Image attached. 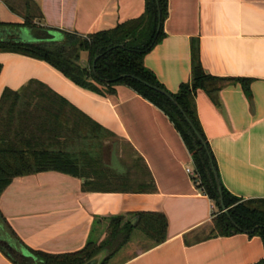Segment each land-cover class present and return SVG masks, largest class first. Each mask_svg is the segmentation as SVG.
Returning <instances> with one entry per match:
<instances>
[{
  "label": "crops",
  "instance_id": "obj_1",
  "mask_svg": "<svg viewBox=\"0 0 264 264\" xmlns=\"http://www.w3.org/2000/svg\"><path fill=\"white\" fill-rule=\"evenodd\" d=\"M32 1L41 13L36 28L56 33L57 42L64 32L85 37L111 30L141 16L145 7V0ZM167 3L165 36L145 54L144 67L175 94L190 81L196 41L206 74L250 81V99L239 84H232L213 99L198 90L195 105L220 184L239 199H264V0ZM22 23L0 1V24ZM18 29L0 26V41H14L8 30ZM87 60V53H81V63ZM0 65V96L5 89L19 91L37 81L128 149L129 161L120 160L121 150L115 159L109 153L113 163L107 168L114 176L98 181L99 186L154 187L146 192L85 191L84 178L55 171L14 178L0 194V235L7 245L31 253H73L85 247L95 221L92 236L99 240L105 218L154 212L166 219L164 242L151 247L147 238L133 235L106 264H255L264 258L258 236L202 239L218 210L186 173L193 169L190 155L173 124L153 104L126 86H117L110 96L97 95L47 63L20 54L0 53ZM112 179L121 183L112 184ZM0 264H19V259L0 246Z\"/></svg>",
  "mask_w": 264,
  "mask_h": 264
},
{
  "label": "trees",
  "instance_id": "obj_2",
  "mask_svg": "<svg viewBox=\"0 0 264 264\" xmlns=\"http://www.w3.org/2000/svg\"><path fill=\"white\" fill-rule=\"evenodd\" d=\"M0 1L11 13L23 20L20 25L0 26L29 29L37 27L35 21L41 18V13L32 0ZM167 2L168 0H157L161 12L159 30L156 2L145 0L141 16L120 23L111 30L85 37L64 32L60 42L28 44L0 41V53H15L43 61L74 85L97 95L110 96L115 94L117 86H126L153 104L167 116L179 133L199 181L197 188L218 210L213 214L209 231L202 239L247 233L258 236L264 246V199H239L230 195L220 184L223 205L227 209V213L222 212L212 172L213 167L218 175L216 162L199 123L195 105V93L198 90L204 91L213 99L222 88L232 84H239L250 99V81L206 74L201 66L199 48L195 41L191 45L190 81L181 84L177 93H169L143 64L145 54L165 36L163 23L168 15ZM81 53H87L88 60L85 65L81 63ZM123 75L136 77L167 92L175 103L139 81L123 78ZM184 115L205 142V147L195 137ZM103 131L100 126L37 81H30L19 91L5 89L0 96V194L14 178L46 171L84 178L85 191L154 190L153 186H99L94 179L90 180L86 176V170L98 159L93 151L79 149L80 145L86 146L88 141H96L99 132ZM133 218L137 221L131 225ZM104 221L107 222L106 229L99 240L92 236L96 229L95 221L91 237L84 248L61 255L32 252L37 258L36 264H84L101 252L105 253L101 264H106L128 244L135 230L150 241L151 247L165 240L167 223L165 217L159 213H128L108 217ZM5 229L14 236L8 226ZM255 264H264V258Z\"/></svg>",
  "mask_w": 264,
  "mask_h": 264
},
{
  "label": "water",
  "instance_id": "obj_3",
  "mask_svg": "<svg viewBox=\"0 0 264 264\" xmlns=\"http://www.w3.org/2000/svg\"><path fill=\"white\" fill-rule=\"evenodd\" d=\"M155 2L157 5V9H158V19H159L158 30H159L161 12L158 8L157 0H155ZM8 31H9L8 35L14 36L15 38L13 40L14 41L16 40L17 42L28 43V44H37V43H43V42H57V40H56L57 34L50 31V30H44V29H39V28H32V29L31 28L30 29L29 28H21L18 30H8ZM122 77L123 78L129 77V78H132L136 81H139L143 85H145L147 88L156 91L157 93L167 97L170 101L174 102L173 98L167 92H165L161 89L153 87L150 84L145 83V82L141 81L140 79L133 77V76L123 75ZM184 119L188 123V125L191 127L195 137L205 147L206 146L205 142L203 141V139L201 138L199 133L196 131V129L193 127L191 121L185 115H184ZM212 172H213L214 181L216 183L217 191L219 194V202H220L222 212L227 213V209L223 205V198H222V190H221L220 181H219L218 175H217V173L213 167H212ZM136 221H137V219L133 218L130 221L131 225H134L136 223ZM1 228L2 227L0 226V229ZM0 246L8 251V254L10 255V257L18 258L19 264H36V262H37V258L32 253H30L27 249H25L23 247H19L18 249L15 250V248L11 244H8V245L6 244L3 246L0 243ZM12 248L14 249V251H12ZM104 258H105V253L101 252V253H98L97 255H95L94 257H92L91 259H89L88 261H86L84 264H101Z\"/></svg>",
  "mask_w": 264,
  "mask_h": 264
},
{
  "label": "rangeland",
  "instance_id": "obj_4",
  "mask_svg": "<svg viewBox=\"0 0 264 264\" xmlns=\"http://www.w3.org/2000/svg\"><path fill=\"white\" fill-rule=\"evenodd\" d=\"M79 149L90 150L91 152L93 151L97 155V159H98L97 162L94 164H91L88 170H86V176L90 179H94L97 183H99L98 181L102 182L103 178L108 179V177L114 176L113 171H111L113 162H111V160L108 161L109 159H107V156L109 155V153H110V157H113V159H115V158H118L117 156H118L119 150H121L123 151L124 155L123 157L120 158V160L129 161L128 157L130 154L128 153V149L121 142L113 138L111 135L105 133L104 131L99 132V138L96 141L90 140L87 142L86 146L80 145ZM107 166L110 167L111 169L108 170ZM108 171H111V172H108ZM127 174L129 173L127 172ZM105 183L108 184L107 182ZM110 183L120 184L121 181L116 182L112 179ZM139 233L141 232L135 230L132 234V237L133 235H137Z\"/></svg>",
  "mask_w": 264,
  "mask_h": 264
},
{
  "label": "built area",
  "instance_id": "obj_5",
  "mask_svg": "<svg viewBox=\"0 0 264 264\" xmlns=\"http://www.w3.org/2000/svg\"><path fill=\"white\" fill-rule=\"evenodd\" d=\"M186 173L189 174L192 178L193 183L198 184L199 181L197 180V175L194 172V170L190 169V168H186Z\"/></svg>",
  "mask_w": 264,
  "mask_h": 264
},
{
  "label": "flooded vegetation",
  "instance_id": "obj_6",
  "mask_svg": "<svg viewBox=\"0 0 264 264\" xmlns=\"http://www.w3.org/2000/svg\"><path fill=\"white\" fill-rule=\"evenodd\" d=\"M0 234H1V232H0ZM0 241H1L2 245L6 244V239L1 235H0Z\"/></svg>",
  "mask_w": 264,
  "mask_h": 264
}]
</instances>
